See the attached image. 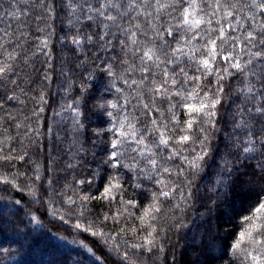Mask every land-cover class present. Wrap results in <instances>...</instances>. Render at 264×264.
Instances as JSON below:
<instances>
[{
    "label": "snow or ice",
    "instance_id": "snow-or-ice-1",
    "mask_svg": "<svg viewBox=\"0 0 264 264\" xmlns=\"http://www.w3.org/2000/svg\"><path fill=\"white\" fill-rule=\"evenodd\" d=\"M8 5L5 9L0 0V90L9 85L19 87L17 79L23 73L19 60L29 36L23 30L22 18L32 16L33 10L39 13L37 21H54L58 13L65 16L64 28L75 63L61 75L81 70V82L77 94L54 110L53 116L60 119L47 127L46 134L61 140L56 126L68 123L65 130L74 149L72 159L88 151L86 140L94 156L97 149L103 154L102 164L107 168L132 173L134 188L142 187L141 180L156 186L151 203L137 217L142 228L148 229L147 235L140 243L128 244L123 239L114 243L109 248L116 256L112 264H135L134 257L144 252L163 254L162 241H170L169 232L190 230L185 215L201 198L202 190L195 181L207 168L215 169L209 192L223 189L226 194L228 190L235 192L238 185H251L249 194L255 196L241 217L242 229L230 246V254L240 264H264V0H8ZM46 29L52 31L43 39L36 37V47L38 52L48 49L44 54L51 60L48 37L54 34L53 24L35 31ZM23 64H28L26 57ZM44 79L50 80V75L45 73ZM91 81H99L95 93ZM74 83L69 78L66 98ZM89 97L95 101L91 108ZM6 99L18 97L13 90ZM39 99L47 103L43 94ZM44 111V107L34 111L37 122ZM93 114L100 123L89 129ZM8 118L14 119L11 115ZM15 126L21 127L19 123ZM36 134H40L38 130ZM27 155V151L18 156L0 155V161H24ZM36 168L35 179L40 180L39 165ZM91 175V179L75 183L91 186L99 172ZM0 183L20 190L15 177L5 175ZM47 184L55 192L52 179ZM64 188L72 189L75 195L58 193L65 196L64 203L76 205L78 222L72 225L73 230L98 237L105 245L115 238L95 228L92 221L87 226L79 222L90 212L88 204L93 199L115 201L119 196V204L137 207L133 199L123 198L126 189L120 176L109 174L103 192L95 197L79 195L71 184ZM29 194L34 198L35 190ZM208 199L215 206L220 195ZM127 211V207L117 208L115 216L105 214L103 220L119 221ZM59 218L69 222L63 215ZM130 231L134 233L136 228ZM127 232L121 227L118 235ZM195 239L193 235L191 250L197 257L189 264H201V257L205 264H211L210 255L203 250L205 237H200L199 245ZM78 243L93 253L84 240ZM121 244L133 252H121ZM94 258L103 264L101 257ZM168 264H176L174 255Z\"/></svg>",
    "mask_w": 264,
    "mask_h": 264
},
{
    "label": "trees",
    "instance_id": "trees-1",
    "mask_svg": "<svg viewBox=\"0 0 264 264\" xmlns=\"http://www.w3.org/2000/svg\"><path fill=\"white\" fill-rule=\"evenodd\" d=\"M4 8L8 9V0H2ZM27 7V5H21ZM39 14L33 10L32 16L23 17L26 27L24 31L29 33L23 47L26 52L21 54L19 63L23 69L22 76L17 79L19 87L9 85L6 90H0V148L3 149L0 155L11 154L18 156L27 151L28 155L24 161L18 159L11 162L0 161V178L7 175L9 179L15 177V183L20 190L13 188L11 184L0 183V264H99L94 256L101 257L103 264H112L116 260L114 253L109 252V248L121 239L128 244L140 243L141 237L147 235L148 229L142 228L141 221L137 219L142 215V209L151 203V191L156 190V186L148 181H139L141 188H134L133 174L127 169H109L102 164L103 154L94 156L91 146L85 140L86 153H80L76 159H72L74 149L70 147L71 137L65 130L68 123L56 126L60 132L61 140H56L54 136L46 134L47 127L53 124V112L60 109V105L70 101L71 97L78 92L81 82V70L69 72L68 76H62L61 72L65 68H74L75 57L69 49L72 47L67 38V31L64 28L65 16L60 13L54 21L35 19ZM47 23L53 24L54 34L48 37L52 59L38 52L36 45L40 37L48 36L52 29H46L43 33L35 31L37 27H45ZM65 39L61 41L60 37ZM17 51H20L19 49ZM37 53L33 56V53ZM28 59V64H23L24 58ZM51 64V68L47 67ZM45 73L50 75V80H45ZM86 75V73H85ZM69 78L75 83L69 97H65V88ZM92 92H96L99 81H91ZM23 89V91H21ZM15 91L18 99L8 100ZM41 94L44 95L47 103L40 101ZM109 98H111L109 96ZM94 100L89 97L88 106L91 108ZM40 107L45 111L40 113L39 122L33 114L38 112ZM9 115L14 119H9ZM64 117H69L70 113H63ZM19 123L21 127L15 125ZM100 121L96 115H92L88 124L89 129L96 127ZM37 130L39 135L36 134ZM33 141L35 143H33ZM214 144L218 141H214ZM47 146L46 150L44 146ZM222 147V145H220ZM15 149V151H13ZM55 158L54 163L49 164V160ZM72 163L74 168H67ZM39 165L40 180H36V166ZM99 166V167H98ZM51 169V171H50ZM214 168H207L205 173L195 181L196 187L200 188L201 198L193 203V207L187 209L185 220L188 222L190 230L182 229L180 232L171 231L168 235L170 241H162L165 244V253L149 254L142 253L134 257L135 264H168L174 255L176 264H189L196 259L197 253L193 252V235L195 244L201 243V236L205 237L206 247L203 249L210 255L211 264H240L239 259L230 254V246L235 240L238 232L242 229L241 217L247 214L249 199L255 194H249L250 184L237 186L235 192L228 190L225 194L223 189H217L216 193L208 191L213 183ZM99 172L94 183L89 186L77 185L78 179L92 178L93 172ZM116 175L121 177V183L126 189L124 199H133L137 207L132 208L119 204L120 197L115 201L93 199L88 208L90 212L80 223L87 226L88 221H92L95 228L103 231L107 236L114 237L105 245L100 238L93 237L87 233L78 234L73 230L72 225L77 221L75 213L76 205L69 206L64 203L65 196L58 193L66 192L67 195H75L72 189H65L64 185L71 184L77 189L79 195L99 196L103 192L104 186L108 182V176ZM122 174V175H121ZM131 178V179H130ZM52 179L55 192L48 188L47 181ZM245 179H250L245 177ZM35 190V197L30 195V190ZM220 195L217 205H212L209 197ZM20 203L17 204L16 201ZM171 203V201L169 202ZM127 207L128 211L115 221L109 219L104 221V215L109 217L116 215L117 208ZM211 209V211H210ZM58 212L53 216L52 212ZM69 211L72 212L69 215ZM63 215L69 222L64 223L59 217ZM172 213H169L171 216ZM176 215H179L177 211ZM35 216L36 219H32ZM103 221V222H102ZM102 222V223H101ZM163 225L164 221H160ZM198 226V228H197ZM128 230L127 235H118L120 228ZM133 227L136 232L130 231ZM210 229V233L208 230ZM84 240L93 249V253H88L78 243ZM76 241V242H74ZM132 249L121 244V252ZM94 254V255H93ZM201 264H205L204 257H201Z\"/></svg>",
    "mask_w": 264,
    "mask_h": 264
}]
</instances>
